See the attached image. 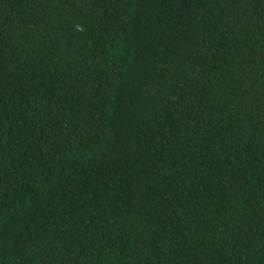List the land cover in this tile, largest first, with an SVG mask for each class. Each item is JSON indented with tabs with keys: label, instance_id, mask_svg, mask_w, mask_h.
<instances>
[{
	"label": "trees",
	"instance_id": "obj_1",
	"mask_svg": "<svg viewBox=\"0 0 264 264\" xmlns=\"http://www.w3.org/2000/svg\"><path fill=\"white\" fill-rule=\"evenodd\" d=\"M0 264H264V0H0Z\"/></svg>",
	"mask_w": 264,
	"mask_h": 264
}]
</instances>
